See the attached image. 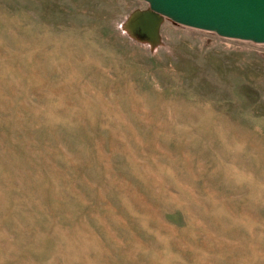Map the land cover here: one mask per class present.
<instances>
[{
    "label": "rangeland",
    "instance_id": "rangeland-1",
    "mask_svg": "<svg viewBox=\"0 0 264 264\" xmlns=\"http://www.w3.org/2000/svg\"><path fill=\"white\" fill-rule=\"evenodd\" d=\"M146 8L0 0V264H264V43Z\"/></svg>",
    "mask_w": 264,
    "mask_h": 264
},
{
    "label": "water",
    "instance_id": "water-1",
    "mask_svg": "<svg viewBox=\"0 0 264 264\" xmlns=\"http://www.w3.org/2000/svg\"><path fill=\"white\" fill-rule=\"evenodd\" d=\"M149 8L136 9L124 28L130 36L161 44L166 18L221 36L264 43V0H145Z\"/></svg>",
    "mask_w": 264,
    "mask_h": 264
},
{
    "label": "bare ground",
    "instance_id": "bare-ground-1",
    "mask_svg": "<svg viewBox=\"0 0 264 264\" xmlns=\"http://www.w3.org/2000/svg\"><path fill=\"white\" fill-rule=\"evenodd\" d=\"M73 55V54H72ZM81 60V59H80ZM54 68V67H53ZM63 86V85H62Z\"/></svg>",
    "mask_w": 264,
    "mask_h": 264
}]
</instances>
